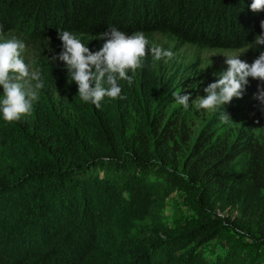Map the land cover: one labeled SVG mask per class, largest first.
Masks as SVG:
<instances>
[{
    "label": "trees",
    "instance_id": "trees-1",
    "mask_svg": "<svg viewBox=\"0 0 264 264\" xmlns=\"http://www.w3.org/2000/svg\"><path fill=\"white\" fill-rule=\"evenodd\" d=\"M252 0H0V25L4 34L15 32L29 42L56 39L57 29L80 37L96 36L109 27L125 34L161 33L209 49L235 50L252 46L261 33L264 12L250 10ZM94 51L95 43H83ZM129 75H132L129 72ZM260 83L259 81H257ZM121 96L107 97L101 108L83 102L78 85L67 86L59 97L46 94L33 104L30 116L9 123L3 139L7 157L41 189L60 193L86 249L106 238L115 249V261L106 264H264V233L248 245L206 256L203 246L220 233L229 219L210 212L213 202L231 183L241 181L235 160L247 155L257 172L264 170V145L252 130L241 128L230 143L216 136L212 120L199 132L184 160L185 174L168 164L170 142L182 135L187 119L176 115L167 122L169 90L147 66L137 69L131 86L118 81ZM131 113L140 126L128 137ZM216 136V137H215ZM251 174L252 183L257 181ZM112 184L119 196H150L184 191L201 217L196 226L181 231L164 230L134 237L121 244L114 218L101 215L94 192L95 179ZM0 184L5 182L0 179ZM218 196V197H217ZM122 202V201H121ZM213 216V217H212ZM40 225L28 230L37 231ZM78 233V234H79ZM163 234V238L160 237ZM50 250L37 249L15 256L9 264H70ZM262 256L261 262L258 258ZM0 264H6L0 259Z\"/></svg>",
    "mask_w": 264,
    "mask_h": 264
},
{
    "label": "rangeland",
    "instance_id": "rangeland-1",
    "mask_svg": "<svg viewBox=\"0 0 264 264\" xmlns=\"http://www.w3.org/2000/svg\"><path fill=\"white\" fill-rule=\"evenodd\" d=\"M97 36H87L81 42L93 41V52L99 51L104 41L96 39ZM145 36L149 41V48L156 45L174 53L173 58L167 62L163 59L156 61L149 54L143 59L142 66L153 70L169 90L165 120L170 122L176 115L183 114L188 127L185 134H189L191 139L184 142V134L175 135V144H169L170 167L185 174L184 160L199 132L211 120L215 134L222 142H232L241 128H248L252 130L256 140L264 145V106L254 99L259 84L257 80L249 77L242 98H233L224 106V111L233 120L228 124L221 122L219 111L206 112L194 104L185 110L173 97L174 92L182 95L190 93L191 104L197 97L206 95L203 89L216 80L217 76L214 74L226 70V57L237 56L251 64L264 51V45L258 47L253 44L243 49L221 50L184 43L168 34L149 33ZM13 38L25 44L21 58L30 70H39L41 73L44 87L38 91V98L46 94L59 97L65 87L76 85L74 81L69 82L63 62L51 60L54 54L58 55L62 50V42L58 38L29 42L15 32L4 34V39ZM2 98L3 90L0 89V99ZM139 126V120L131 113L127 136H132ZM10 131V124L0 114V179L5 182L0 184V259L9 264L15 256H27L43 248L50 250L49 253H53L62 262L70 264H106L109 260L114 262L116 252L113 244L106 238L94 240L87 246L92 253L87 257L81 255L86 247L81 242L83 238L78 232V226H75L71 212L67 210L64 198H59L58 192L49 194L35 186L33 180L25 176L4 152L3 139ZM248 160L247 155L235 160L234 171L239 173L241 181L229 184L209 209L220 218L229 219V223L224 221L220 233L203 246V252L208 257L235 246L248 245L252 238L264 233V170L257 176ZM253 173L258 177L254 183L250 177ZM95 180L94 192L100 214L114 218L122 246L134 237L149 236L164 230L178 232L201 222L191 197L184 191L150 196L145 201L137 200L136 196L129 200L126 193L122 196L116 194L112 184H105V181L97 178ZM33 225H40V228L35 232L28 230ZM160 237H164L162 233ZM261 260L262 256L257 261Z\"/></svg>",
    "mask_w": 264,
    "mask_h": 264
},
{
    "label": "clouds",
    "instance_id": "clouds-1",
    "mask_svg": "<svg viewBox=\"0 0 264 264\" xmlns=\"http://www.w3.org/2000/svg\"><path fill=\"white\" fill-rule=\"evenodd\" d=\"M250 10L253 13L264 12V0H252ZM261 33L255 36V46L264 45V21L260 23ZM57 38L62 42V50L53 55V62H63L68 72L69 82L78 85V96L85 103L101 108L105 97L116 100L126 99L121 96L118 81H127L131 86L137 69L142 67L143 59L151 54L154 60H170L174 53L160 46L148 47L149 41L143 32L127 35L116 27H109L96 39L104 43L99 51L92 52L76 34L68 30L57 29ZM25 44L17 39H4L3 26L0 25V114L7 123L20 120L22 116H30L33 104L38 100V91L44 87L39 70H30L21 58ZM226 70L218 74L216 80L203 89L206 94L191 100V94L174 92L173 97L178 105L187 110L190 105L206 112L219 111L220 120L224 124L233 121L224 111V106L233 98H242L248 78L257 80V92L254 99L264 106V51L251 63L237 56L226 57ZM129 72L132 75H129ZM35 82V83H34ZM223 109L222 111H220ZM264 110V107H262Z\"/></svg>",
    "mask_w": 264,
    "mask_h": 264
}]
</instances>
